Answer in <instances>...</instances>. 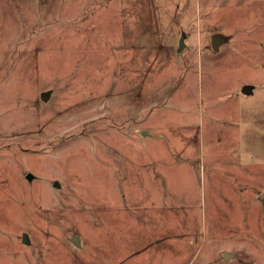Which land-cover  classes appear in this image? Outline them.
Wrapping results in <instances>:
<instances>
[{"label":"rangeland","instance_id":"374dc122","mask_svg":"<svg viewBox=\"0 0 264 264\" xmlns=\"http://www.w3.org/2000/svg\"><path fill=\"white\" fill-rule=\"evenodd\" d=\"M0 264H264V0H0Z\"/></svg>","mask_w":264,"mask_h":264},{"label":"water","instance_id":"95a60500","mask_svg":"<svg viewBox=\"0 0 264 264\" xmlns=\"http://www.w3.org/2000/svg\"><path fill=\"white\" fill-rule=\"evenodd\" d=\"M228 40H229V37H227V36H224V35L218 34V33L213 34L211 36V39H210V44H211L212 50L217 52L219 50L220 46L225 44ZM182 45H183V37L180 38V49L182 48ZM241 92L244 95H250L252 93V87L251 86H244L242 88ZM48 95H49L48 93L41 94L40 95V99L42 101H45L47 99ZM26 179L30 181L32 179V175L31 174H27L26 175ZM54 186H57L56 182L54 183ZM22 242L24 244H29V240H28V237H27L26 234L22 235ZM70 242L74 246L79 247V238L77 236H72L70 238ZM230 257H231V254H229L227 252L223 253L224 260H227Z\"/></svg>","mask_w":264,"mask_h":264}]
</instances>
